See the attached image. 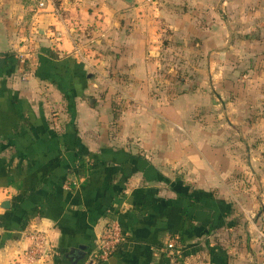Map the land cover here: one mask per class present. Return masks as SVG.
Returning a JSON list of instances; mask_svg holds the SVG:
<instances>
[{"label":"crops","instance_id":"0c3cea01","mask_svg":"<svg viewBox=\"0 0 264 264\" xmlns=\"http://www.w3.org/2000/svg\"><path fill=\"white\" fill-rule=\"evenodd\" d=\"M40 1L0 0V264H29L35 231L33 264H264V72L235 99L196 70L153 93L173 41L215 49L234 0Z\"/></svg>","mask_w":264,"mask_h":264},{"label":"rangeland","instance_id":"374dc122","mask_svg":"<svg viewBox=\"0 0 264 264\" xmlns=\"http://www.w3.org/2000/svg\"><path fill=\"white\" fill-rule=\"evenodd\" d=\"M220 19L224 24L218 23L217 26L219 45L209 52L199 55L191 48L199 41L197 38L189 40L190 48L185 43L173 41L171 51L166 53L167 62L160 69V76L155 78V95H171L191 89L190 86L178 87V82L181 84L185 77L189 79L193 70L201 72V85L213 89L215 84L217 96L228 100L240 98L242 90L247 87L263 85L259 78L264 72V0H234L232 14L219 16ZM210 71L217 76L211 81ZM114 97L113 106L117 110L131 103L119 92H115ZM222 110L220 107L212 117L220 118L227 125L229 115Z\"/></svg>","mask_w":264,"mask_h":264},{"label":"built area","instance_id":"2783aa9c","mask_svg":"<svg viewBox=\"0 0 264 264\" xmlns=\"http://www.w3.org/2000/svg\"><path fill=\"white\" fill-rule=\"evenodd\" d=\"M52 0H41L38 4L39 8H43L48 2ZM146 3L151 5L153 8L160 4V0H145ZM2 54L0 52V58ZM22 65L24 66L21 70V79L26 81L29 74L25 69L26 61L22 60ZM126 240V234L121 225L118 222H111L102 235V238L96 245L94 252L91 255L92 259L100 262H108L118 251L119 247ZM31 245L28 250L27 260L29 264H33L39 257L44 254V247L47 245L45 236L41 232H33L31 234ZM167 254L171 258L180 257L182 249L179 246L178 238H173L169 240L167 244Z\"/></svg>","mask_w":264,"mask_h":264},{"label":"water","instance_id":"95a60500","mask_svg":"<svg viewBox=\"0 0 264 264\" xmlns=\"http://www.w3.org/2000/svg\"><path fill=\"white\" fill-rule=\"evenodd\" d=\"M4 64V59L0 58V66ZM8 202H5V205L3 208H9V205L7 204Z\"/></svg>","mask_w":264,"mask_h":264},{"label":"trees","instance_id":"16d2710c","mask_svg":"<svg viewBox=\"0 0 264 264\" xmlns=\"http://www.w3.org/2000/svg\"><path fill=\"white\" fill-rule=\"evenodd\" d=\"M115 116H117L116 112H115Z\"/></svg>","mask_w":264,"mask_h":264}]
</instances>
